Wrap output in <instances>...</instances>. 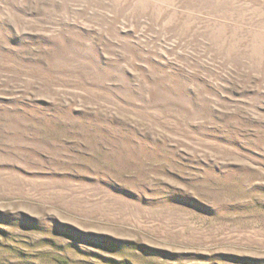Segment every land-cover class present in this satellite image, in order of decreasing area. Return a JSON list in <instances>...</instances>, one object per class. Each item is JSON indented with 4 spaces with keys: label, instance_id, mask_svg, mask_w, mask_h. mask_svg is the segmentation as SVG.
<instances>
[{
    "label": "rangeland",
    "instance_id": "374dc122",
    "mask_svg": "<svg viewBox=\"0 0 264 264\" xmlns=\"http://www.w3.org/2000/svg\"><path fill=\"white\" fill-rule=\"evenodd\" d=\"M0 264H264V0H0Z\"/></svg>",
    "mask_w": 264,
    "mask_h": 264
}]
</instances>
